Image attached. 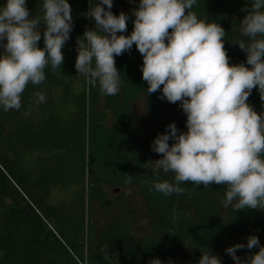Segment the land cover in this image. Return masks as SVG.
I'll list each match as a JSON object with an SVG mask.
<instances>
[{
	"label": "trees",
	"instance_id": "1",
	"mask_svg": "<svg viewBox=\"0 0 264 264\" xmlns=\"http://www.w3.org/2000/svg\"><path fill=\"white\" fill-rule=\"evenodd\" d=\"M43 2L26 0L29 18L43 17ZM68 2L73 30L62 49L61 68L54 72L49 65L44 82L27 85L20 110L5 112L0 106V264H149L153 258L161 264H198L209 249L222 264H236L226 254L228 247L246 245L250 235L264 246V210L223 207L226 185L181 184L183 193L165 196L142 183H174V173L154 175L149 161L161 157L151 145L173 122L178 133L186 132V114L180 102L161 99L162 87L147 95L143 57L135 45L115 57L122 79L117 95H101L98 84L92 87L77 74V39L95 27L87 14L99 0ZM251 2L197 0L191 9L198 18L223 27L230 64L250 67L247 54L233 43L244 39L240 21L246 13L241 9ZM4 3L0 0V7ZM138 5L139 0H113L111 11L129 16L124 35L133 30L132 9ZM35 92H44L46 101L36 103ZM247 102L257 113L264 112L258 89ZM128 174L131 183H126ZM107 187L120 194L111 197ZM132 193L145 203L141 235L122 215ZM103 217L111 222L101 225ZM258 250L236 254L246 264Z\"/></svg>",
	"mask_w": 264,
	"mask_h": 264
},
{
	"label": "clouds",
	"instance_id": "2",
	"mask_svg": "<svg viewBox=\"0 0 264 264\" xmlns=\"http://www.w3.org/2000/svg\"><path fill=\"white\" fill-rule=\"evenodd\" d=\"M196 3L139 0L138 8L132 9L133 30L124 35L129 16L115 15L113 0H99L87 14L95 27L85 30L83 40L77 39L75 68L90 86L99 85L101 95L115 96L122 85L115 57L135 45L143 57L147 95L162 87L161 99L180 102L187 117L186 132L178 133L173 122L151 145L161 157L149 161L154 175L174 173V183L159 179L142 183L165 196L183 193L181 184L226 185L223 207L231 206L235 212L264 210V112L257 113L247 102L254 88L264 101V0H252L241 9L246 13L240 21L244 39L233 43L247 54L250 67L230 64L227 33L219 23L198 18L191 11ZM43 10L42 18H29L26 0H6L0 7V106L5 112L21 109L27 85L44 82L47 66L55 72L63 64L62 49L73 30L71 5L68 0H44ZM41 23L43 48L38 47ZM33 95L36 103L46 101L44 92ZM131 180L128 174L126 183ZM245 248L259 249L246 264H264V246L256 235H250L246 245L238 243L225 251L236 264H245L236 254ZM149 264L161 260L153 258ZM198 264L222 261L209 249L201 253Z\"/></svg>",
	"mask_w": 264,
	"mask_h": 264
},
{
	"label": "rangeland",
	"instance_id": "3",
	"mask_svg": "<svg viewBox=\"0 0 264 264\" xmlns=\"http://www.w3.org/2000/svg\"><path fill=\"white\" fill-rule=\"evenodd\" d=\"M106 190L111 197H116L120 194L112 187H107ZM121 210V209H120ZM145 203L142 197L132 193L128 196V200L122 206V215L126 216L128 220L134 223L137 234L145 228ZM101 225H106L111 222L110 218H99ZM141 235V234H140Z\"/></svg>",
	"mask_w": 264,
	"mask_h": 264
}]
</instances>
